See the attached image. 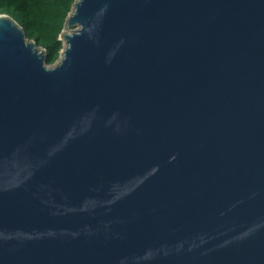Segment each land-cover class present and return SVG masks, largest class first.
I'll list each match as a JSON object with an SVG mask.
<instances>
[{
  "label": "water",
  "instance_id": "95a60500",
  "mask_svg": "<svg viewBox=\"0 0 264 264\" xmlns=\"http://www.w3.org/2000/svg\"><path fill=\"white\" fill-rule=\"evenodd\" d=\"M63 30L47 65L0 14V264H264V0H75Z\"/></svg>",
  "mask_w": 264,
  "mask_h": 264
},
{
  "label": "trees",
  "instance_id": "16d2710c",
  "mask_svg": "<svg viewBox=\"0 0 264 264\" xmlns=\"http://www.w3.org/2000/svg\"><path fill=\"white\" fill-rule=\"evenodd\" d=\"M75 0H0V14L22 26L26 37L45 49V63L52 65L63 48L60 39Z\"/></svg>",
  "mask_w": 264,
  "mask_h": 264
},
{
  "label": "rangeland",
  "instance_id": "374dc122",
  "mask_svg": "<svg viewBox=\"0 0 264 264\" xmlns=\"http://www.w3.org/2000/svg\"><path fill=\"white\" fill-rule=\"evenodd\" d=\"M62 32H64V33H69L70 30H63Z\"/></svg>",
  "mask_w": 264,
  "mask_h": 264
}]
</instances>
